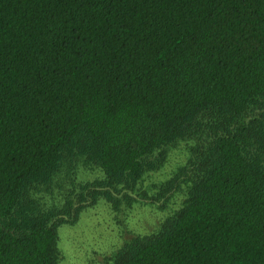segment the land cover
Segmentation results:
<instances>
[{
    "label": "trees",
    "instance_id": "1",
    "mask_svg": "<svg viewBox=\"0 0 264 264\" xmlns=\"http://www.w3.org/2000/svg\"><path fill=\"white\" fill-rule=\"evenodd\" d=\"M182 140L181 207L112 264H264V0H0V264H61Z\"/></svg>",
    "mask_w": 264,
    "mask_h": 264
},
{
    "label": "rangeland",
    "instance_id": "2",
    "mask_svg": "<svg viewBox=\"0 0 264 264\" xmlns=\"http://www.w3.org/2000/svg\"><path fill=\"white\" fill-rule=\"evenodd\" d=\"M191 143V140H182L172 148L161 168L145 174L131 191L137 198L132 207L121 205L114 210L102 199L85 208L75 224H63L58 233L61 264H112L115 251L126 241L134 235L152 233L165 217L180 208L185 186H175L172 180L187 161ZM76 173L71 175L73 179L67 175L60 177L54 198L48 197V202L63 199L81 182L104 177L101 170L86 169L82 165L76 168Z\"/></svg>",
    "mask_w": 264,
    "mask_h": 264
}]
</instances>
